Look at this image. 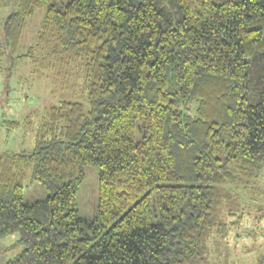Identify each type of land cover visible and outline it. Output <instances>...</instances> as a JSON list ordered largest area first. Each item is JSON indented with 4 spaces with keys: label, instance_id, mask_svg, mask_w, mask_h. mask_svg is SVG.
I'll list each match as a JSON object with an SVG mask.
<instances>
[{
    "label": "trees",
    "instance_id": "obj_1",
    "mask_svg": "<svg viewBox=\"0 0 264 264\" xmlns=\"http://www.w3.org/2000/svg\"><path fill=\"white\" fill-rule=\"evenodd\" d=\"M1 14L5 69L36 56L83 89L45 109L31 150L0 157V239L22 246L5 264H207L264 167V0H0ZM88 166L92 219L77 201ZM27 171L42 198L25 199Z\"/></svg>",
    "mask_w": 264,
    "mask_h": 264
},
{
    "label": "rangeland",
    "instance_id": "obj_2",
    "mask_svg": "<svg viewBox=\"0 0 264 264\" xmlns=\"http://www.w3.org/2000/svg\"><path fill=\"white\" fill-rule=\"evenodd\" d=\"M43 14L44 8H41L28 19L17 55L25 54L33 44ZM38 59L36 56L14 59L10 69H5L10 64L8 59L0 60V157L33 148L35 129L47 107L62 99L83 100L81 75L74 68L67 67L63 71L43 68ZM10 121L19 122V126L8 127ZM29 174L27 171L26 185H29ZM250 184L245 199L239 201L237 196L231 197L221 214L226 235L216 237L212 234L208 239L207 264H264V167ZM97 188L98 167L88 166L77 194L79 213L86 219H92L96 214ZM24 194L29 201L43 197L36 184L27 186ZM18 238V233H12L0 239V264H5L21 251Z\"/></svg>",
    "mask_w": 264,
    "mask_h": 264
}]
</instances>
